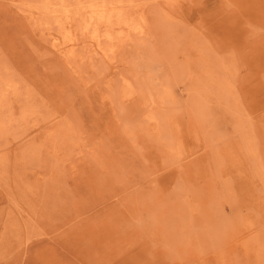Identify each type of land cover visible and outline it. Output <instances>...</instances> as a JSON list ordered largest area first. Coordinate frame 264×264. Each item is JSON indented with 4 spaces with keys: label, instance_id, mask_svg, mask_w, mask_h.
Instances as JSON below:
<instances>
[{
    "label": "rangeland",
    "instance_id": "rangeland-1",
    "mask_svg": "<svg viewBox=\"0 0 264 264\" xmlns=\"http://www.w3.org/2000/svg\"><path fill=\"white\" fill-rule=\"evenodd\" d=\"M0 264H264V0H0Z\"/></svg>",
    "mask_w": 264,
    "mask_h": 264
},
{
    "label": "bare ground",
    "instance_id": "bare-ground-1",
    "mask_svg": "<svg viewBox=\"0 0 264 264\" xmlns=\"http://www.w3.org/2000/svg\"><path fill=\"white\" fill-rule=\"evenodd\" d=\"M112 51V50H111ZM196 54V53H195ZM208 72V71H207ZM208 76V75H207ZM218 84V83H217Z\"/></svg>",
    "mask_w": 264,
    "mask_h": 264
}]
</instances>
